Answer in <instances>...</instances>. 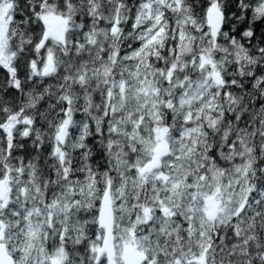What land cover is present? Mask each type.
Instances as JSON below:
<instances>
[{
  "label": "snow or ice",
  "instance_id": "6c2138e0",
  "mask_svg": "<svg viewBox=\"0 0 264 264\" xmlns=\"http://www.w3.org/2000/svg\"><path fill=\"white\" fill-rule=\"evenodd\" d=\"M23 3L0 0V264H264L260 133L246 143L253 125L264 130V99L248 93L243 136L220 149L228 161L216 148L198 155L193 120L210 128L216 113L190 110L197 71L264 89V0H47L35 15ZM221 32L234 51H215ZM208 43L229 71L255 62V74L222 75ZM33 87L32 105L17 106ZM225 215L226 229H206Z\"/></svg>",
  "mask_w": 264,
  "mask_h": 264
},
{
  "label": "clouds",
  "instance_id": "9594fccd",
  "mask_svg": "<svg viewBox=\"0 0 264 264\" xmlns=\"http://www.w3.org/2000/svg\"><path fill=\"white\" fill-rule=\"evenodd\" d=\"M33 6L36 8H40L43 6V9L45 11H48L52 8V5L47 4V0H24L23 5L18 6V10L21 13H24L25 11L33 12V15H35V12L33 11ZM27 17L25 21L22 23L25 24V27H27ZM16 38V52L18 53L20 51V40L19 36L16 35V29L14 28L12 30V35L8 37L10 41L9 45V51H12L11 41L13 38ZM30 39V38H27ZM27 39L25 42H27ZM222 45L223 47H226L228 49H233V46L231 44V38L225 34V32H221L220 36L218 37L217 44L215 45V51L221 52L222 51ZM239 46V41H237L236 47ZM201 47L205 50V55H213V58L215 60V63L217 64V70L221 72L222 75L226 77H232L240 79H243V76L255 74V68L256 64L255 62L252 63V66L250 69H244L243 64L237 63L236 70L235 71H229L228 68L230 66L225 65L224 63V57L221 56L219 59H215L214 53H213V45L208 43L206 45H202ZM63 51V49H61ZM198 54V53H197ZM39 58V53L36 54ZM233 62H236V58L233 56ZM246 63V62H245ZM210 68H206V71H210ZM149 71H154L153 69H149ZM79 73H75V75H78ZM196 75L200 78V89L199 91L193 95V101L191 106V111L194 113H203L204 115L208 114V108L211 106V109L216 115L213 117L215 119L216 123L215 125L208 127L212 124L211 120H208L207 123L204 121H200L197 123L195 119L193 120V123L200 128V134L197 137L198 147H199V153L198 155H203L205 152L211 151L213 148L217 149L218 155L222 157L224 161H228L229 157L233 155V153H224L220 151L221 148L225 146L227 143L226 138L230 134H234L233 139L239 140L243 133L238 127L239 117L245 114V112L251 113V109L248 108V104L250 103L248 93L255 91L258 93V98L264 99V89H260L256 87V81H252V88L248 89L245 88L243 85H240L239 80H237L236 86L239 88V91L232 90L231 87V81L228 79H225V84L223 87H220L219 85L215 84L210 78L205 83L203 80V73H200L197 71ZM30 77V74H29ZM14 77L13 81L14 82ZM257 79H264V72H261L260 75L257 77ZM245 83H248V81H245ZM215 89V91H213ZM44 95H47V86L42 90ZM226 93V94H225ZM40 93H37L35 91V87H33L32 90L24 93V100L20 99V96L15 97V103L17 106H22L23 108L27 109L32 105L33 97L39 96ZM187 99V97H185ZM11 100L5 101L6 104L11 103ZM160 102L163 101V93L160 97ZM86 107V106H85ZM189 106L185 105L183 109H181V106L177 104L176 111L179 113L181 111H188ZM8 113L11 114V109H8ZM221 113H228L229 115H234L237 117L236 120L227 121L224 116L220 115ZM161 117L163 118L165 113L162 111L160 113ZM256 115L261 117V125L264 126V109H257ZM256 115L252 116V120L256 119ZM182 119V116H181ZM208 129L207 132H205V129ZM19 139H26L23 136V129L18 128L13 130ZM255 133H260V136H264V130H262L261 127H256L253 125V131L248 133V137L246 138V143L249 147H253L251 137ZM260 136L256 137V146L260 149V155L264 156V140L260 138ZM0 143H3V141H0ZM22 147V145H21ZM0 151L5 152V156L0 157V162H2L4 159L7 158V147L0 149ZM195 149H193V152L195 153ZM244 155L245 160L252 158L253 160L256 159L254 155H251L248 153L247 149L244 150L242 153ZM97 160L100 163H103V157L97 156ZM219 175V173H218ZM234 175V171H226L224 173V179L229 180ZM257 179H260V177H257ZM229 224L228 217L222 216L219 220L215 222V224H209L207 221H205V227L208 231L215 233L216 230L226 229V226ZM214 239V236H213ZM205 242H207V238H205ZM226 253L230 252V249H225ZM211 255V254H209ZM264 258V256H262ZM209 264H211V261H209ZM215 264H229V261L227 259V256L221 257L220 254H217V259L215 261ZM231 264H240V257L237 256ZM244 264H248V261L245 260Z\"/></svg>",
  "mask_w": 264,
  "mask_h": 264
}]
</instances>
